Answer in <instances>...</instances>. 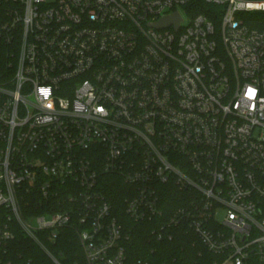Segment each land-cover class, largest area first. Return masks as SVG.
<instances>
[{
    "label": "built area",
    "instance_id": "1",
    "mask_svg": "<svg viewBox=\"0 0 264 264\" xmlns=\"http://www.w3.org/2000/svg\"><path fill=\"white\" fill-rule=\"evenodd\" d=\"M255 13L264 0H0L1 240L14 223L64 264L49 245L76 228L84 264H129L104 190L116 175L156 240L180 224L207 264H264ZM168 186L188 195L166 215Z\"/></svg>",
    "mask_w": 264,
    "mask_h": 264
},
{
    "label": "trees",
    "instance_id": "2",
    "mask_svg": "<svg viewBox=\"0 0 264 264\" xmlns=\"http://www.w3.org/2000/svg\"><path fill=\"white\" fill-rule=\"evenodd\" d=\"M198 11L203 12L200 1L197 2ZM262 18L263 22L258 27H264V13H255ZM256 25V24H255ZM104 190L111 204L113 214L125 224L130 230V236L125 241L126 259L129 264L138 260L147 261L148 264H207L208 252L196 237L186 231L180 224L171 227V238L161 241L151 235L152 228L149 223H135L124 214V197L127 185L119 176H106ZM161 204L166 215L175 207L186 202L187 192L180 190L177 186H168L161 194ZM43 213L44 210L35 211ZM6 223V210L0 209V233ZM10 229L14 231L12 241L3 242L0 238V264H53L45 253L28 237H26L16 224H11ZM57 241L49 245L55 256L61 255L64 264H84L83 254L80 249L76 234L70 230L63 229ZM248 264H263L257 257L249 259Z\"/></svg>",
    "mask_w": 264,
    "mask_h": 264
},
{
    "label": "water",
    "instance_id": "3",
    "mask_svg": "<svg viewBox=\"0 0 264 264\" xmlns=\"http://www.w3.org/2000/svg\"><path fill=\"white\" fill-rule=\"evenodd\" d=\"M170 21L177 22V18L172 17L171 19L167 20V21L165 22V24H168Z\"/></svg>",
    "mask_w": 264,
    "mask_h": 264
},
{
    "label": "snow or ice",
    "instance_id": "4",
    "mask_svg": "<svg viewBox=\"0 0 264 264\" xmlns=\"http://www.w3.org/2000/svg\"><path fill=\"white\" fill-rule=\"evenodd\" d=\"M250 92H251V90H250ZM254 94V93H253Z\"/></svg>",
    "mask_w": 264,
    "mask_h": 264
}]
</instances>
